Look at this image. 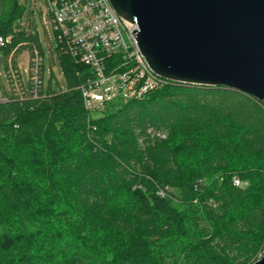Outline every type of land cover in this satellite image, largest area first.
I'll return each mask as SVG.
<instances>
[{"label": "trees", "instance_id": "16d2710c", "mask_svg": "<svg viewBox=\"0 0 264 264\" xmlns=\"http://www.w3.org/2000/svg\"><path fill=\"white\" fill-rule=\"evenodd\" d=\"M25 13L20 0H0L7 75L23 51L45 55ZM54 54L65 88L52 87L51 73L37 97L20 81L21 95L0 100V264L257 262L264 103L171 83L94 119L79 89L90 69Z\"/></svg>", "mask_w": 264, "mask_h": 264}, {"label": "water", "instance_id": "95a60500", "mask_svg": "<svg viewBox=\"0 0 264 264\" xmlns=\"http://www.w3.org/2000/svg\"><path fill=\"white\" fill-rule=\"evenodd\" d=\"M109 1L138 25L140 52L159 77L264 103V0ZM254 264H264V254Z\"/></svg>", "mask_w": 264, "mask_h": 264}, {"label": "built area", "instance_id": "2783aa9c", "mask_svg": "<svg viewBox=\"0 0 264 264\" xmlns=\"http://www.w3.org/2000/svg\"><path fill=\"white\" fill-rule=\"evenodd\" d=\"M42 1L48 5L59 50L91 71L79 88L88 112L141 101L172 83L150 68L136 41L138 25L120 17L109 0ZM4 43L0 38V47ZM27 73L29 82L25 83L37 97L45 89L46 74L45 59L37 50L31 55ZM17 83L10 82V90L21 95L22 86ZM157 135L166 138L162 133ZM234 185L242 187V182L235 178Z\"/></svg>", "mask_w": 264, "mask_h": 264}, {"label": "rangeland", "instance_id": "374dc122", "mask_svg": "<svg viewBox=\"0 0 264 264\" xmlns=\"http://www.w3.org/2000/svg\"><path fill=\"white\" fill-rule=\"evenodd\" d=\"M22 4L26 6V13L24 16L23 26L26 30L37 33L41 39V43L44 50V59H45V89L47 90L49 82L52 78V87L55 90H60L65 88V79L62 73V70L59 66L57 55H52L53 50H56L58 47L57 41L55 39L52 21L49 16L48 5L42 0L32 1V0H20ZM31 54L30 51H23L17 59V69L12 70L10 75H7L4 68V64L0 66V100H2L7 93H10V82H20L25 81L27 84L29 82V76L27 73L28 66L30 64ZM53 59V60H52ZM17 73V74H16ZM21 73V75H20ZM18 76L20 78H18ZM19 85V83H17ZM103 109H96L91 114L94 119L100 118L103 113ZM204 183L205 180L201 181ZM247 183H242V188L247 187ZM161 192V191H160ZM159 192V193H160ZM170 192L176 198L179 196V192L176 189H170ZM162 194V192H161ZM263 256V255H262Z\"/></svg>", "mask_w": 264, "mask_h": 264}]
</instances>
